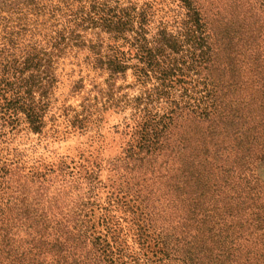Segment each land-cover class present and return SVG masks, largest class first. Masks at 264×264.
I'll return each mask as SVG.
<instances>
[{"label": "trees", "instance_id": "1", "mask_svg": "<svg viewBox=\"0 0 264 264\" xmlns=\"http://www.w3.org/2000/svg\"><path fill=\"white\" fill-rule=\"evenodd\" d=\"M181 1L179 27L172 31L160 23L151 31L148 10L118 0H0V112L9 119L22 113L37 129L56 81L52 65L71 53L84 51L90 68L107 73L105 94L112 104H119L113 97L120 89L116 79L131 68L136 82L145 86L133 99L139 114L132 155L177 159L174 182L184 175V185L192 186L191 192L178 193L180 201L191 204L176 207L168 245L158 233L154 246L166 252L169 263L215 264L222 256L209 244L220 236L215 226L234 218L242 226L252 194L264 196L253 175L264 150V78L257 73L249 77L250 62L244 66L240 58L246 54L245 38L256 46L262 22L233 17L231 22H241V36L234 39L224 32L219 38L217 27L209 25L193 1ZM248 60L264 70L258 55ZM80 81H72L71 92L81 87ZM89 106L74 114L76 123L90 115ZM177 125L183 128L180 137L172 133ZM12 209L0 208V264H113L112 254H120L114 235L108 240L94 230L92 236L80 212L65 222L35 221L33 213L24 224L17 218L20 210ZM263 211L253 212L260 225L253 224L252 213L248 226L264 228ZM213 218L222 220L214 223ZM143 229L145 223L139 225ZM258 263L264 264V258Z\"/></svg>", "mask_w": 264, "mask_h": 264}, {"label": "rangeland", "instance_id": "2", "mask_svg": "<svg viewBox=\"0 0 264 264\" xmlns=\"http://www.w3.org/2000/svg\"><path fill=\"white\" fill-rule=\"evenodd\" d=\"M190 1L209 17L210 26L217 27L218 33L214 35L219 38L224 32L234 39L241 36L238 35L243 32L239 27L241 22L232 21V24L233 17L244 16L245 23L259 18L262 23L256 46L245 38L247 43H243L242 51L246 54L240 58L244 66L249 67L250 62V71L248 68L246 71L249 77L257 73L264 78V70L255 69L248 60V56L258 55L264 67V0ZM118 2L148 10L151 31L160 23L175 31L183 18L181 0ZM226 27L237 31L236 34L228 28L224 31ZM84 56V51L77 55L71 53L52 65L56 81L37 129L29 125L22 113L9 119L0 112V208L20 210L21 216L17 218L24 224L30 222L33 213L35 221L59 219L65 222L77 211L80 219L88 221L89 233L99 231L108 240L114 235L121 251L112 254L113 264H176L174 259L171 263L164 259L166 252H157L155 235L160 233V239L168 245L176 207L191 204L178 197L185 191L191 192L192 186L184 185V175L180 182H174L172 168L179 165L177 159L158 155L138 159L132 155L138 140L134 125L139 114L133 99L145 87L136 82L133 70L128 68L123 78L116 79L115 86L120 89L113 97L118 98L119 104H112L105 94L107 73L90 68L91 63H87ZM80 79L81 87L71 92L72 81ZM121 95H125L122 100ZM86 103L90 104L87 110L90 115H86L82 124L76 123L74 114L83 110ZM180 126L173 129L174 137L183 133ZM260 141L264 142V132H261ZM258 154L253 175L264 188V150L260 149ZM239 178L242 180L241 175ZM246 197L249 199L248 194ZM261 199L264 196L260 197V193L252 194L247 222L242 226L235 223V218L224 221L226 225L220 222L215 226L220 236H216L214 244H209L215 255L217 252L222 255L215 264H260L258 262L264 258V228L248 226V218L253 212L264 210ZM254 213L253 224L258 226L260 222ZM213 219L214 223L222 220ZM144 223L147 229L139 230V225ZM92 236L87 234L88 240L93 239ZM216 247L219 251L214 249ZM173 254L168 251V256Z\"/></svg>", "mask_w": 264, "mask_h": 264}]
</instances>
